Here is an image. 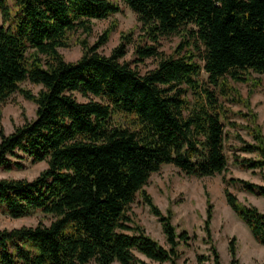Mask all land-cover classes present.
<instances>
[{
  "label": "trees",
  "instance_id": "1",
  "mask_svg": "<svg viewBox=\"0 0 264 264\" xmlns=\"http://www.w3.org/2000/svg\"><path fill=\"white\" fill-rule=\"evenodd\" d=\"M139 32H121L108 54L99 50L112 21L91 43L93 19L121 11L116 0H0V103L14 92L35 103V116L9 133L0 125V167L46 161L32 178L0 177V209L11 217L36 211L48 223L0 228V264H180L192 236L172 222L144 185L162 164L188 175L222 174L229 207L264 245V211L241 201L230 184L264 196V133L249 95L264 73V0H122ZM77 32V36L71 39ZM180 34L173 53L160 38ZM80 44L75 60L60 47ZM133 44L144 72L122 59ZM204 70L207 79L201 80ZM39 84L34 92L21 85ZM237 82L249 86L244 96ZM225 101L242 104L249 122L230 120ZM229 124L239 131L233 163L258 171L262 182L227 176ZM240 150L252 155H241ZM139 193L157 217L166 244L136 221L131 204ZM203 241L196 264H221L211 233L213 203L206 192ZM230 264H239L236 238ZM183 260L186 261V258Z\"/></svg>",
  "mask_w": 264,
  "mask_h": 264
},
{
  "label": "rangeland",
  "instance_id": "2",
  "mask_svg": "<svg viewBox=\"0 0 264 264\" xmlns=\"http://www.w3.org/2000/svg\"><path fill=\"white\" fill-rule=\"evenodd\" d=\"M121 5V11L116 12L103 19H93V30L88 37L92 43L98 34L107 27L113 20L116 21L115 28L109 35V39L99 47V50L108 54L111 48L119 41L120 33L133 29L134 37L139 32V21L136 14L122 1L116 0ZM1 18V17H0ZM77 36V32L71 39ZM181 40L180 34H172L160 38V49L169 54L173 53ZM66 60L77 59L82 51L80 44L73 42L70 46L60 47ZM122 59L128 60L132 66H137L141 72L153 67L155 59L147 57L144 61H136V54L133 51V44L127 46L126 53ZM261 79L260 85L255 86L249 95L250 106L256 112V121L261 125L264 133V73L254 74ZM201 80L207 79V73L201 70ZM21 85L31 88L34 92L39 88V84H34L25 80ZM235 85L244 96H248L249 86L246 83L237 82ZM227 116L230 120L245 124L249 122L242 117L238 111L247 112V108L242 104L225 101ZM35 103L24 98L19 92H14L5 102L0 103V125L5 133H9L18 124H22L26 119L35 116ZM225 128L228 130L226 140V151L228 154L227 176H238L247 178L255 182H262L258 171H251L233 163L232 151L241 143L235 137V131L246 139L251 141V135L243 126L237 129L229 124ZM241 155H252L251 153L236 150ZM23 168L4 169L0 167V177H27L32 178L38 172L46 167V161L32 163L30 159L24 161ZM222 174L195 176L188 175L181 171L172 163H164L158 171L152 172L144 185L145 190L150 193L154 202L165 212L168 207L173 209L172 222L178 230L186 229L192 238L189 245H180L183 251L179 260L180 264H196V252H208V243L203 241L204 230L203 220L207 206L206 192L213 203V215L211 218V233L214 244L220 255L221 264H230V255L228 252V241L232 236L236 238L237 257L239 264H264V245L258 243L251 235L247 225L235 214L226 202L223 192ZM229 188L236 193L238 198L246 203H253L264 211V196H260L241 189L237 184H230ZM131 211L136 221L142 223L146 231L160 241L166 244L162 233L161 225L157 217L150 211L149 206L144 202L142 196L137 193L131 204ZM51 215L36 211L29 215L21 217H11L0 209V228L15 227L20 225H34L38 221L48 223ZM186 258V261L183 260ZM86 264H96L94 260ZM110 264H120L113 261Z\"/></svg>",
  "mask_w": 264,
  "mask_h": 264
}]
</instances>
